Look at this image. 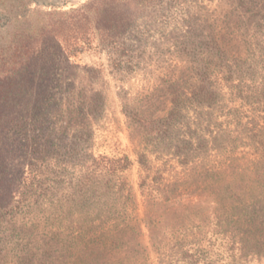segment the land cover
<instances>
[{
	"label": "rangeland",
	"instance_id": "1",
	"mask_svg": "<svg viewBox=\"0 0 264 264\" xmlns=\"http://www.w3.org/2000/svg\"><path fill=\"white\" fill-rule=\"evenodd\" d=\"M93 1L0 0V71L19 40ZM129 8L134 19L114 39L78 44L59 63L44 128L51 143L0 219V264H83L92 252L97 264H264V0ZM176 94L185 112L155 141L134 117H167ZM125 155L134 215L96 162ZM90 177L101 185L86 200ZM105 232L107 247L96 239Z\"/></svg>",
	"mask_w": 264,
	"mask_h": 264
},
{
	"label": "trees",
	"instance_id": "2",
	"mask_svg": "<svg viewBox=\"0 0 264 264\" xmlns=\"http://www.w3.org/2000/svg\"><path fill=\"white\" fill-rule=\"evenodd\" d=\"M107 1L94 0L85 9L54 20V25L35 33L34 37L22 38L14 47L9 64L0 71V219L17 207L15 201L22 194L20 189L27 179L26 175L33 181L42 171L46 154L42 146L51 143L44 132L45 119L49 97L52 96L50 91L58 77L59 63L69 62L76 56L78 44L89 47L105 39H114L134 19L129 8L133 0H115L117 4L112 6L111 11L105 8ZM92 12L96 14L95 17L90 16ZM172 103L173 109L165 118L150 121L135 116L134 121L155 141L168 139L186 109V101L181 95L176 94ZM96 162L99 172L106 178L108 190L112 184L119 186V198L125 205H131L133 215L136 214L135 191L126 177L133 166L132 159L127 155L103 156ZM94 178L90 177L84 184L82 197L86 200L95 197L101 185ZM128 211L126 208L123 215L129 221H135L137 216L128 214ZM125 237L123 235L113 240L114 248L121 250ZM96 239L107 247L113 238L105 232L97 235ZM91 257L83 258L81 262L97 264L101 258L93 252Z\"/></svg>",
	"mask_w": 264,
	"mask_h": 264
}]
</instances>
